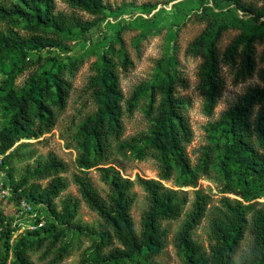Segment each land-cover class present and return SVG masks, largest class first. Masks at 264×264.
<instances>
[{"label":"trees","instance_id":"obj_1","mask_svg":"<svg viewBox=\"0 0 264 264\" xmlns=\"http://www.w3.org/2000/svg\"><path fill=\"white\" fill-rule=\"evenodd\" d=\"M227 1L256 19L264 16L252 5L243 4L242 0ZM258 1L264 5V0ZM66 3L71 13L57 12L55 0L0 1V23L6 24L0 28V61L12 54L22 57V65L16 66L13 73L16 76L12 79L28 67L41 64L42 57L37 63L26 62L28 49H67V34L76 30L91 32L97 19L105 13L104 0H66ZM85 15L94 20H85ZM20 21L25 23L26 35L12 27ZM226 27L211 23L192 44V53L201 58L198 78L208 114H213L223 96L224 68L235 84L251 79L258 69L253 36L239 35L220 54L218 43ZM78 64L76 60L56 70L36 72L30 76L25 91L10 94L12 117L0 130V152H9L5 160L9 179L16 194L19 189L23 190L21 196L17 194L19 198L26 197L35 205L46 208L53 222L14 239L17 229L13 227V220L0 212V264H34L30 254L42 250L41 259H49V264H60L71 254V246L65 241L70 230L83 234L89 231L95 236L90 228L76 222L77 207L70 199L63 202L61 210L57 209L55 199L69 186L63 177L67 165L59 157L49 154L46 158H36L18 181H12L13 170L10 169L14 160L34 157L30 152L22 153L29 146L23 141L40 140L54 130L57 112L66 109L72 90L65 73L74 72ZM132 67L133 60L128 53L124 52L118 63L106 54L103 67L92 80L99 111L82 126L89 141L83 145L78 160L80 172L74 175L73 181L83 201L99 215L106 229L93 244L95 256L84 258L81 264H157V257L167 247L168 230L163 223L180 219L189 204L187 192L167 188L162 183L172 180L174 167L186 174L191 171L187 147L192 142L193 131L186 114L188 101L178 96V88H187L188 82L174 66L165 80L142 85L126 102L131 111L143 94H149L151 111L156 114L151 149L160 155L161 181L142 178L131 181L108 163L113 139L119 140L124 131L125 97L120 75ZM258 75L264 83V68ZM218 125L229 138L219 164L225 176L221 193L236 199L224 196L220 206L213 209L210 221L212 243L207 249L194 240L193 235L210 211L209 197L195 192L192 210L186 215L175 245L184 264H236L235 257L250 229L253 246L241 264H264V202L259 201L264 199V85L249 87L223 114ZM132 149H139L137 141L133 142ZM138 153L143 155L145 151L138 150ZM210 160L208 156L206 164ZM94 168L108 187L105 197L88 178L89 171ZM136 183L143 188L148 200L140 232L131 214L136 202L133 192ZM190 186H197L196 178L182 183V187ZM105 249L109 250L103 254Z\"/></svg>","mask_w":264,"mask_h":264},{"label":"rangeland","instance_id":"obj_2","mask_svg":"<svg viewBox=\"0 0 264 264\" xmlns=\"http://www.w3.org/2000/svg\"><path fill=\"white\" fill-rule=\"evenodd\" d=\"M0 1L7 2V0ZM55 2L57 12H72L66 0H55ZM104 3L105 13L97 19L91 32L76 30L66 35L67 49L50 48L43 51L28 49L26 62L37 63L39 57L43 60L39 65L28 67L15 79H12L16 76L13 73L16 66L22 65L21 55L12 54L0 61V130L9 124L12 117V112L9 110L10 94L13 91H25L31 75L50 69L56 70L59 66L69 65L76 60L79 62L74 72L65 73V78L72 84L66 109L57 112V124L50 134L40 140L23 141L29 143V146L23 149L22 153L30 152L34 157L12 162L10 167L13 170L12 181H18L27 166L33 164L38 157L46 158L49 154H55L65 162L68 170L63 177L69 186L55 199L57 209L61 210L63 202L70 199L77 207L76 222L90 228L96 237L90 235L89 231L83 234L70 230L65 241L71 246V254L60 264H81L84 258L94 257L93 244L106 227L99 215L83 201L73 181L74 175L80 172L78 160L83 152V145L89 141L82 126L99 111L92 80L103 67L106 54L111 55L117 63L124 52L131 56L133 67L128 72H121L120 75L121 90L125 97L122 118L124 131L119 140L113 139L108 163L120 171L123 178L131 181L136 182L138 178L161 181L160 155L151 149L150 138L156 114L151 111L149 94H143L131 111L126 102L142 85L156 84L165 80L174 66L188 82L187 88H178V96L188 101L186 114L193 131L192 142L187 147L191 171L186 174L180 168L174 167L172 180L162 183L167 188L187 192L189 204L180 219L163 223L168 230L167 247L156 261L157 264H184L176 248L175 238L186 215L192 210L195 192L200 191L209 197L210 211L193 235L194 240L207 249L212 243L210 221L213 209L220 206L221 198L224 196L236 199L233 195L221 193L225 176L219 164L224 157V147L229 138L218 122L249 87L264 85L258 75V72L264 68V16L256 19L227 0H104ZM242 3L252 5L264 15V5L258 0H242ZM83 18L94 20L86 15ZM211 23L227 26L219 39L220 54H223L239 35L253 36L256 40L258 69L251 79L235 84L232 75L227 68H224L223 96L213 114H208L198 78L201 58L192 53V44L201 37ZM5 26L6 24L0 23V28ZM24 26L25 23L20 21L12 27L19 30L22 35H26ZM134 141H137L139 149H132ZM138 150L145 153L139 155ZM208 156L211 160L206 164ZM88 178L105 197L108 187L101 181L100 173L96 168L89 171ZM190 178L197 179V186L182 187V183ZM133 192L136 194V202L131 214L135 227L140 232L143 215L148 209L147 194L137 183ZM259 201L264 202V199ZM0 212L6 218L13 220L16 214V202L0 200ZM36 212L37 221L25 220L23 225L17 227L23 230L22 234L31 231L30 227L41 220L44 223L53 222L46 208L36 205ZM17 235H21V232L18 231L14 239ZM253 241L254 237L249 229L235 257L236 264H241L248 256ZM108 250L105 249L103 254ZM43 251L31 253L30 260L34 264H49V259H41Z\"/></svg>","mask_w":264,"mask_h":264},{"label":"built area","instance_id":"obj_3","mask_svg":"<svg viewBox=\"0 0 264 264\" xmlns=\"http://www.w3.org/2000/svg\"><path fill=\"white\" fill-rule=\"evenodd\" d=\"M8 154L9 152L6 154L0 152V200H13L16 202V214L13 219V227L17 229L16 233L20 231L22 234L23 230H19L17 228L18 226L23 225L25 220H29L28 222H31L32 220L37 221L36 205L26 197L19 198L17 194L21 196L23 190L19 189L16 194L15 189L12 187L8 173L9 168L5 165V160ZM44 224V221L41 220L35 226L30 227L31 231L42 227Z\"/></svg>","mask_w":264,"mask_h":264}]
</instances>
